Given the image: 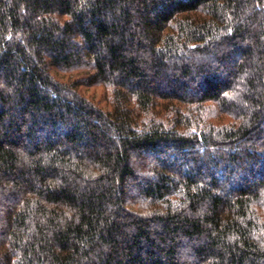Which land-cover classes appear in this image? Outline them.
<instances>
[{
	"label": "trees",
	"instance_id": "1",
	"mask_svg": "<svg viewBox=\"0 0 264 264\" xmlns=\"http://www.w3.org/2000/svg\"><path fill=\"white\" fill-rule=\"evenodd\" d=\"M0 264H264V0H0Z\"/></svg>",
	"mask_w": 264,
	"mask_h": 264
},
{
	"label": "rangeland",
	"instance_id": "2",
	"mask_svg": "<svg viewBox=\"0 0 264 264\" xmlns=\"http://www.w3.org/2000/svg\"><path fill=\"white\" fill-rule=\"evenodd\" d=\"M237 66L235 65V63L229 64L228 69L229 70H233L236 69ZM86 73V71H82V68H74L71 71L65 72L62 71L61 75H63L65 78L64 79H76L80 76H84ZM80 91L85 94L88 98L92 99L93 101L97 102L98 104H100L101 106H103L104 108H109L107 101L109 100V95L111 94L109 89L105 88L104 86L101 85H97V86H81L80 87ZM194 93V89L191 88L188 92V94H192ZM194 97V95H193ZM197 97L195 96L194 99H196ZM243 103L242 102H237V106L241 107ZM225 120H229V118L225 119ZM260 137H257V141H260ZM256 146H249V149L251 150H255ZM245 164H243L244 168L240 169L241 173H245L247 172V170L249 169L247 166L249 164V160L245 159L244 160ZM247 167V168H246Z\"/></svg>",
	"mask_w": 264,
	"mask_h": 264
}]
</instances>
